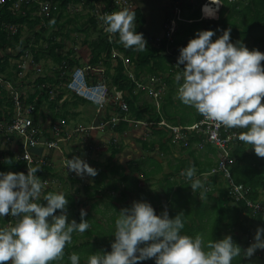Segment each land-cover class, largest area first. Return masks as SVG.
I'll return each instance as SVG.
<instances>
[{"label":"crops","instance_id":"0c3cea01","mask_svg":"<svg viewBox=\"0 0 264 264\" xmlns=\"http://www.w3.org/2000/svg\"><path fill=\"white\" fill-rule=\"evenodd\" d=\"M190 3L193 6L188 10L187 16H193L198 13L202 2L190 0ZM254 3H256L257 7L254 6ZM223 4V9L218 17L219 20L216 18L217 20L211 21L210 19H201V17L197 19L195 17L177 15L175 19L176 32L173 36V42L168 41L169 46L166 54L170 56L173 50L176 49V46L171 48L170 44L172 45L178 40L186 46L190 39L196 38L198 31H214L216 35L212 37V40L215 41L223 34V31L229 29L232 43L236 44L239 41L250 51L255 49L264 53V0L247 2L237 0L234 3L224 1ZM171 5L172 3H169V8L165 10L166 12H170ZM217 7L219 8V4H217ZM206 10H208L206 13L212 14L209 12L212 11L211 8ZM168 13L165 14L163 22V33L158 38L151 37L141 30L145 40L152 42L156 48L161 46L163 39H167L166 25L168 21H166V16H168ZM175 13H177V10ZM78 14L81 18H78ZM78 14H76L77 16H70L71 19H75L73 23H69V20L65 22L66 18H68L67 16H64L65 20L60 22L61 26L63 22L72 24L71 29L77 33L72 34L73 39H68L70 35L66 29L62 31V36H65L64 38L62 37L64 46L66 42L72 44L67 52L64 51L66 47H64L65 49L63 48L62 52L64 51L63 53L67 54L70 49L74 48V56L80 60V65L70 69L67 74L77 67L86 68L92 56L89 44L83 43L86 34L81 29H78L81 28V25L86 20L82 17L87 16L88 13L84 11ZM73 24L77 25V29H74ZM99 26L101 27V25ZM89 40H97V35L90 36ZM178 57L179 55L175 57L174 68L165 75L143 73L139 84L146 89L139 88L144 92L143 102L147 101V103L156 106L157 111L161 114V123L164 122L170 126L189 127L199 122L203 116L199 121H196V116L199 113L194 108L182 104L175 96L173 98L174 103L169 105L164 113L161 110L163 97L167 92L174 89L176 93L178 90L177 83L172 84L171 82L172 85H170L167 81L170 74L177 75L184 68V66L182 69L177 68ZM261 63L263 64L264 61ZM130 66L135 68L134 65L127 64L128 74H130ZM28 67L33 68L31 65ZM104 71L105 67L97 66L87 73L91 74V80L96 76L97 80L100 81L103 78ZM26 74L27 72L24 71L21 75L25 77ZM131 74L135 75V71L134 73L131 72ZM151 76L159 77L166 86V93L161 94L159 99H154L151 95V90L157 88L156 85L151 83ZM107 85L111 87V85ZM24 89H30V86L20 85L19 87L20 93L26 95V92H22ZM115 106H119V104L115 103L112 98L109 107L105 111L99 112L96 106L91 103L81 105L77 109H71L70 113H74L75 116H68L69 129H74L80 125L84 127L94 126L96 128L86 133L76 134L69 141L62 143L59 149L51 152L50 156L48 155L53 161L52 171L48 172L46 168L41 170L44 171L42 173L43 176L58 180L54 189H49L47 190L48 192L64 193L68 200L70 198L76 200V210L74 212L68 210L69 222L73 219L77 223L81 221V209H84L87 213L84 219L89 222L90 228L86 232H93L92 237L87 240L83 238L86 232L82 234L74 233L71 245L75 242L74 239L78 238L77 248L79 249L83 250L79 246L89 241L95 245L94 249L97 248L91 254L102 253V250L110 252L111 240L115 239V237L107 243L104 238L99 237V232L104 227L108 232L109 226L115 225L119 211L122 208L130 207L134 201L150 203L156 214H158V210L160 211L159 214L167 210L169 218H175L177 214L182 213L185 225L181 233L183 235L195 237L199 234L206 241H216L213 237L216 223H211L209 226L201 224L207 218H214L216 221L218 219L223 220L222 239L226 236H231L234 244L238 246L242 245L241 242L248 243L247 247L254 243L256 230L257 228H264L263 222L240 212L239 207L232 201L226 204V209L223 212H220V193L221 189L225 187V181L221 175L214 176L209 171H203L208 166L214 168L217 165L220 153L214 149L216 148L215 146L213 148V145L206 143L201 148L200 141L191 144L192 140H196V137L191 135L185 140L173 142L174 135L167 126L159 123L157 127H154L148 121L129 120L127 117L122 120L120 114L114 109ZM121 111L124 110L121 109ZM174 111L177 112V114H174L178 121L176 124H172L169 121ZM45 112L47 111L45 110ZM50 120V117H47L46 120L44 117H40L39 124H42V127H39L47 131ZM83 120H90V125H83ZM121 121H128L129 123L127 129L119 133L114 128ZM192 122L194 123L190 125ZM155 130H163L164 136L155 134ZM238 130L239 132L243 131V129ZM4 142L6 144H3V147L9 149L16 147L13 141L4 139ZM240 143L241 141H237L230 146L231 155ZM248 148V151H251L250 145ZM115 151L117 152L114 154ZM39 153L43 154L45 151L39 150ZM74 156L80 157L89 166L96 169L97 175L95 177L85 175L81 178L74 172L69 171L65 166V161L72 159ZM190 166L195 167L196 175L194 179L201 180L206 191L204 189L193 191L191 189L192 181L181 175V172ZM64 168H66V171H64ZM57 174H61L62 181L58 178L50 177H57ZM172 185L174 187L170 193L169 188ZM202 191L204 192L203 196H201ZM193 197L194 199H192ZM261 198L264 200V195ZM107 201L117 207L118 211H107L104 209ZM233 209L236 211H232ZM100 240L104 241L99 243ZM83 252L85 253V250L80 254V264H87L88 256L86 257V254L83 255ZM70 253H65L64 264H70ZM238 259L240 258H235L232 264H237ZM245 264H264V250L257 249L251 258H247Z\"/></svg>","mask_w":264,"mask_h":264},{"label":"clouds","instance_id":"9594fccd","mask_svg":"<svg viewBox=\"0 0 264 264\" xmlns=\"http://www.w3.org/2000/svg\"><path fill=\"white\" fill-rule=\"evenodd\" d=\"M100 19L110 38L118 35L125 48L147 50L143 33L135 30V12L125 8ZM215 35L212 30L198 31L196 38L180 49L177 65L184 68L175 76L177 98L217 128L243 129L235 138L264 158V53L250 51L239 41L232 43L230 29L213 41ZM65 166L81 178L97 175V170L80 157L67 159ZM39 170L38 166H28L27 174L0 172V217L18 218L14 226L0 227V264L62 261L73 234L90 228L84 209L79 223L75 219L69 222V200L64 193L44 194L47 181L36 175ZM181 175L192 181L193 191L204 189L202 181L194 179V166ZM41 198L46 205L39 202ZM184 226L182 213L169 218L167 210L157 215L150 203L134 201L119 211L111 251L90 255L87 264H140L153 258L155 264H232L241 255L251 258L257 249L264 250V228H257L254 243L242 253L231 236L206 241L199 234H181ZM69 260L70 264H80L76 253Z\"/></svg>","mask_w":264,"mask_h":264},{"label":"trees","instance_id":"16d2710c","mask_svg":"<svg viewBox=\"0 0 264 264\" xmlns=\"http://www.w3.org/2000/svg\"><path fill=\"white\" fill-rule=\"evenodd\" d=\"M42 1L52 2L57 5L58 10L52 11L49 15L44 14L43 16H38L34 14L37 11L38 5H23L19 12H15L11 7L16 0H6L5 5L0 7V76L5 81H12L19 92L20 85L30 86V89L26 90V95L21 94V96L27 106L33 105L35 107L32 118L36 126L38 125L40 127H42V124H39L40 117H44L45 120L47 117H50L52 121L64 118L68 121V116H75L74 113H70L71 109H77L81 105L88 104L87 101L73 95L66 86L68 81L67 72L79 66L80 60L74 56V48L70 49L67 54L62 52L65 47L62 39V37H65L62 36V29L65 28L64 22L62 26L60 25L61 19H63L64 16L69 18H66L65 21L69 20V23H73L75 19L70 18L68 7L78 5L82 0ZM199 1L202 2V0H198V2ZM92 2L93 0L85 1V10L93 9ZM191 6H193V4L190 3V0H173L170 12L168 16H166V21L169 23L173 18L174 10H178V15L183 17H195L197 19L201 17V19L205 18L211 21L217 20L219 17V15L201 12L200 8L195 15L187 16L188 10L192 8ZM254 6L257 7L256 3H254ZM131 11L135 12L136 23L138 24L135 30L141 33V28L145 26L142 10L137 7ZM78 18H81L79 14ZM82 18L86 19L81 25L82 31L86 34L83 43L89 44L92 54L87 64L90 69H87V71H91L97 66L105 67L103 78L100 81L111 85V87L109 86L110 96L115 98L116 91L124 92V101L128 106V110L125 112L121 111L119 106L114 107L120 114L122 120L127 117L129 120L148 121L153 124L154 127H157L162 120L161 114L157 111L155 105L147 103V101L143 102L142 97L144 92L141 91L137 83L130 78L127 72V64L135 66V77L138 82L143 73L165 75L174 68L175 57L180 55V49L185 47L184 44H181L178 40L172 45L170 44L171 48L176 46V49L173 50L170 56L166 54L167 47L169 46L167 39L162 40L159 48L153 46L152 42L147 41V50L137 52L135 49L125 48L119 42L118 35L111 36L110 38L91 14L83 16ZM70 25L72 26V24ZM13 26H17V32L15 33L10 29ZM37 27H39V29H37ZM73 27L77 29L76 24H73ZM95 34L97 35V40H89V37ZM114 53L117 54L115 55ZM29 59L31 60L30 65L33 68L23 77L21 74L25 70V64L30 61ZM126 61L128 63H126ZM115 62L116 64L114 65ZM48 64L51 66H48ZM38 65L41 67L38 69L34 68V66ZM262 65H264V63ZM33 75H37V77L32 79ZM175 76V74H170L168 77L167 81L170 85L176 84ZM87 79L88 82H99L96 76L91 80V74L89 75L88 73ZM174 96L177 98V92L175 93V90L172 89L163 97L161 105L162 113H164L169 105L174 103ZM165 102H167V104H165ZM13 110L14 96L6 89L4 84L0 83V120H3L4 115L12 114ZM45 110L47 112H45ZM174 114H177V112L174 111L169 119L172 124L178 122ZM201 117L202 116L198 114L196 116V121H199ZM194 122L190 123V125ZM128 123V121H121L114 128L115 131L122 133L127 129ZM162 131L163 130H155L154 133L163 137L164 133ZM197 141L201 142V139L196 137V140H192L190 143L193 144ZM248 146L249 145L243 142L238 145V148L232 154L233 164L231 170L236 183L243 184L248 189L247 199L253 202L264 203V200L261 198V196L264 195V158L257 157L253 149L248 151ZM116 152L117 151H115L114 154ZM1 158H3V160ZM9 159L12 160L11 164H8L7 160ZM25 168L26 165L18 161L13 152L0 151V172L15 173L17 171H22L25 173ZM52 169V167L46 168L48 172H51ZM211 170L212 166H208L203 171L211 172ZM43 172L44 171L39 172L40 176H43ZM56 176L57 177H50L58 178L62 181L63 178L61 174H57ZM173 187V185L170 186V193ZM45 193H48V191ZM230 201H233V198L229 194L228 187L225 186L221 189L220 193V206L218 205L220 207V212L226 209L225 206ZM39 202L46 205V202L43 200ZM236 205L239 207L240 212L246 213V215L264 224V213H254L247 207L245 201L238 202ZM68 210L72 212L76 210V200L74 198L69 199L67 211ZM232 211L236 210L233 209ZM59 213L57 212L56 214L59 215ZM10 220L11 218L9 216L0 217V227H7ZM222 223L223 220L218 219L215 224L213 237L216 240L222 239ZM92 233L86 232L83 238L87 240L91 239ZM74 241L72 245L69 244L66 246V254L70 252V255L76 253L81 258L80 254L85 250L83 255L86 254L85 256L89 257L92 255L91 253L97 249H94L95 245L91 244L89 241L79 246L82 247L83 250L79 249L77 248L78 238L74 239ZM103 241L104 240H100L99 243ZM241 243L242 245H239V247L243 253V251L248 248V243ZM238 258L240 259H238L237 264H245L247 257L241 255ZM63 262L62 260L53 262V264H64ZM140 264H155V259H148L140 262Z\"/></svg>","mask_w":264,"mask_h":264},{"label":"built area","instance_id":"2783aa9c","mask_svg":"<svg viewBox=\"0 0 264 264\" xmlns=\"http://www.w3.org/2000/svg\"><path fill=\"white\" fill-rule=\"evenodd\" d=\"M85 1L86 0H82V2L78 5L69 6L68 12L70 16L87 11V13L91 14L98 24L101 25L103 30L105 25L100 19L101 16L110 14L112 12H118L125 8L132 10L135 6L133 0H93V9L85 10ZM217 1L220 4V8L218 11H209L212 13V15H219L221 13L224 6V1L234 3L237 0ZM242 1L247 2L251 0ZM214 2V0H202V3L200 4L201 12L208 11L205 10V6L214 5ZM5 3L6 0H0V7L4 6ZM23 5H38L37 11L34 13L38 16H43L44 14L49 15L52 11L58 10L57 5L50 1L44 2L42 0H16L11 8L13 11L19 12ZM175 12L176 10H174L173 18L166 25V38L169 42H173V36L176 32L175 19L177 18L178 10L177 13ZM10 29L13 33L17 32V26H13ZM104 32L110 36V34L105 30ZM114 54L116 55L117 53ZM126 63L128 62L126 61ZM176 66L178 69H182L184 65L178 66L176 64ZM87 69H90L89 66L86 68L77 67L68 73V81L66 86L73 95H76L88 103L95 105L99 112L105 111L112 101V97L110 96V88L106 83L101 81L97 83L88 82ZM129 76L141 89H146L143 85L139 84V82L135 79L134 74H129ZM151 80L154 85H165L163 82L156 79V77H153ZM0 83L4 84L6 89L14 96V110L12 114L4 115L3 120H0V151L13 152L16 156V159L26 165L24 170L25 174H27L28 166H38L41 170L52 167L53 161L52 158L49 157L51 152L59 149L62 143L69 141L74 135L86 133L96 128L94 126L84 127L80 125L74 129H69L68 121L64 118H59L56 121L50 120L48 122L47 131H45L44 128H40L38 125L36 126L32 118V115L35 112V107L33 105L27 106L25 104L21 93L13 85L12 81H5L0 76ZM151 94L156 99H159L160 97L158 90H151ZM113 99L115 103L119 104L122 110H128V106L124 101V93L122 91L116 92L115 98ZM161 124L167 126L172 131V134L174 135L173 142L185 140L189 135H191L192 137L195 136L201 139V148L206 143L215 146L220 153V157L217 165L212 168L210 174L214 176H222L226 182V187L229 189L230 196L233 198V201H235H232L233 203L238 204V202L245 201L247 207L250 208L254 213H264V203L248 200V189L243 184L236 183L231 170L233 159L230 146L239 141L235 138L236 134L239 133L238 129H226L222 126L217 128L214 122L205 120L204 117L199 122L189 127L170 126L164 122ZM4 139L13 141V143L16 144V147H13L12 149L3 147L2 145L6 144ZM39 150H42V152L45 151V153H39ZM1 159L3 160V158ZM41 170H39L36 175L42 181H47L44 189V194H46L45 192L47 190L54 189V186H56L58 180L40 176L39 172H41ZM20 172L22 171H17L15 173ZM41 200H43V198H41ZM57 212H59V210H57ZM9 217L11 220L9 221L7 227L14 226L18 218H13L11 216Z\"/></svg>","mask_w":264,"mask_h":264},{"label":"rangeland","instance_id":"374dc122","mask_svg":"<svg viewBox=\"0 0 264 264\" xmlns=\"http://www.w3.org/2000/svg\"><path fill=\"white\" fill-rule=\"evenodd\" d=\"M133 2L135 4L134 8L139 7L142 10V12H143V17H144V20H145V26H143L141 28L142 32H145V33L149 34L151 37L158 38V36L163 33V29H164L163 22H164V19H165V14L168 13V11L166 12L165 10H168L169 3H173V0H133ZM64 20H65L64 18L61 19V21H64ZM65 22H64V27H65L64 29H66V31L70 35V38H68V39H73L72 34H77V33L74 32L71 29V25L70 24H65ZM136 26H138L137 23H136ZM37 29H39V27H37ZM64 29H62V31ZM74 42H75V40H74ZM71 45H72L71 43L66 42V44H65L66 50H64V51L67 52L69 47H71ZM30 62H31V60L28 61L25 64V67H24L25 68V70H24L25 72H29L30 70H32L30 67H28L30 65ZM48 66H51V65L48 64ZM39 67H41V66L40 65L34 66V68H36V69H38ZM130 68H129L130 74H131V72L134 73V71H136L133 66H130ZM36 77H37V75H33L32 79H35ZM151 77L152 78L156 77V79L161 80L157 76H151ZM135 79H136V77H135ZM161 82H162V80H161ZM151 83L154 85L152 80H151ZM156 87H157L156 89H152V90L153 91L158 90L159 91V95H161L163 93H166V91H165L166 90V86L165 85L161 86V84H158V86L156 85ZM22 92H26V89L22 90ZM152 97H154V96L152 95ZM154 99H156V98L154 97ZM90 123H91L90 120H83L82 121V124L85 125V126L90 125ZM213 148H214V146H213ZM214 149L217 150L216 148H214ZM64 171H66V168H64ZM67 172H68V170H67ZM225 186H226V182H225ZM192 199H194V197ZM104 209H106L107 211H111V210L118 211V208L115 207L111 202H108V201L105 203ZM159 212L160 211L158 210V214H159ZM211 223L215 224V223H217V221L214 218H207L206 220H203V222H201L202 225H206V226H209ZM109 227L111 229L108 228V232L105 229V227L102 228L100 230V232H99L100 233L99 237L100 238H104V240L107 241V243L109 242V240L114 238V233H115V225H111ZM113 241H114V239L111 240V242H113ZM107 243H103V244H107ZM102 252H104V251L102 250Z\"/></svg>","mask_w":264,"mask_h":264},{"label":"bare ground","instance_id":"6f19581e","mask_svg":"<svg viewBox=\"0 0 264 264\" xmlns=\"http://www.w3.org/2000/svg\"><path fill=\"white\" fill-rule=\"evenodd\" d=\"M215 2H214V5H208L207 6V8H211L212 10H216V11H218L219 10V8H220V4L218 3V1L217 0H214ZM217 4H219V8L217 7Z\"/></svg>","mask_w":264,"mask_h":264}]
</instances>
